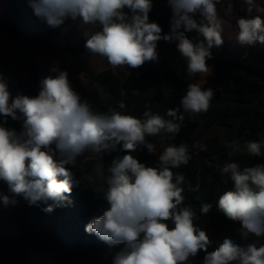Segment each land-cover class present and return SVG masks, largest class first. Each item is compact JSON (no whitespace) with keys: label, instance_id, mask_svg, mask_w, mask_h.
I'll use <instances>...</instances> for the list:
<instances>
[{"label":"clouds","instance_id":"clouds-1","mask_svg":"<svg viewBox=\"0 0 264 264\" xmlns=\"http://www.w3.org/2000/svg\"><path fill=\"white\" fill-rule=\"evenodd\" d=\"M34 14L52 28L66 19L76 22L85 37V49L92 57L107 61L113 75L117 69H137L146 62H158V42H177L176 47L186 61L190 82L180 106L153 112L148 104L141 117L125 114L116 108L97 111L74 90L69 74L54 61L34 96L11 97L8 82L0 73V180L7 183L12 196L0 193L4 207L16 205L23 196L30 205L44 203L42 211L72 204L74 187L80 180L66 165H76L77 158L89 153L88 159H101L103 154L123 152L107 167L95 165L104 181L102 191L107 202L103 214L85 225V232L95 234L115 252L112 264H197L200 250L206 255L199 264H264V243L248 242L250 237L264 238V164L244 166L226 162L218 167L227 175L232 188L219 195L217 208L230 221L240 224L239 234L245 243L224 238L214 251L207 231L197 223L212 208L204 203L199 214L183 195L185 175L174 172L192 159L187 143L162 145L155 167L140 162L133 153L146 148L156 154V145L148 137L175 140L189 118L207 113L214 98L212 88L202 87V78L210 73L208 60L212 49L224 44V15L235 19L230 39L240 47L264 45V20L232 16V0H167L172 11L170 32L162 35V27L150 22L153 0H27ZM253 10L264 13L257 0H243ZM199 13L200 19L194 17ZM183 29V30H181ZM196 31L203 40L194 43L186 32ZM200 77L201 79H196ZM123 94V93H122ZM126 108L123 101L119 109ZM182 109V111H181ZM22 131L8 127L7 118L19 119ZM167 117V118H166ZM229 156L247 154L264 156V139L224 142ZM228 181H225L227 183ZM193 191L199 190V185ZM51 201V203H48Z\"/></svg>","mask_w":264,"mask_h":264},{"label":"trees","instance_id":"trees-1","mask_svg":"<svg viewBox=\"0 0 264 264\" xmlns=\"http://www.w3.org/2000/svg\"><path fill=\"white\" fill-rule=\"evenodd\" d=\"M233 12L243 18L256 17L244 16L235 4ZM194 18L199 21L198 14ZM149 20L157 22L162 29L170 32V6L153 7ZM64 26L65 23L56 28L48 26L41 29L31 24L21 0H3L0 6L1 33H10L37 50L70 55L78 61L80 70L89 83H97L103 88L106 97L96 101L97 111L113 107L125 114L142 118L146 110L145 104L161 115H166L169 108L180 106L187 88L178 73L184 71H173L170 74L172 84L177 88H184L179 92L151 95L137 93L142 81L135 72L127 75L125 71L117 69L118 74L113 75L112 70L107 68L97 77L91 75L81 60L82 55L89 54L85 49V37L62 36ZM186 36L194 43L203 40L196 31L186 32ZM211 51L213 58L207 61L210 73L202 82V87L214 90L211 108L207 113L192 118L185 113L184 126L176 137H181L185 132L199 131L202 134L212 128H224L228 130L225 136L227 142L235 139L243 145L246 140L264 139V66L255 65L251 61L258 56L264 63V45L247 48L238 55L225 43L219 49L213 48ZM25 61L30 78L34 83H39L38 66L29 58H25ZM121 101L126 108L119 109ZM6 126L22 131L21 125L11 117L7 118ZM148 139L155 145L162 140L161 137ZM123 154L125 153L119 151L103 154L101 161L105 172L111 160ZM133 155L140 162L151 166V154L146 148ZM74 177L81 182L78 187L73 188L70 196L72 204L57 208L51 213L42 211L46 207L44 203L39 206L30 205L23 196L15 197L18 203L12 207V217L8 216L5 207L0 206V264H112L118 248L110 247L95 234H88L84 230L92 218L103 214L107 202L104 197L95 196L83 174L76 173ZM3 185L7 183L3 181ZM183 188L185 203L194 205L199 214L200 206L206 202L198 198L189 187ZM219 195L221 194L218 193L210 211L201 216L197 223L206 231L222 229L225 231L224 238H230L238 244L245 243L238 231L240 224L230 221L218 210ZM248 242L259 245L264 243V238L250 237ZM218 245L208 251H214ZM205 255V251L200 250L197 257L202 261Z\"/></svg>","mask_w":264,"mask_h":264},{"label":"rangeland","instance_id":"rangeland-1","mask_svg":"<svg viewBox=\"0 0 264 264\" xmlns=\"http://www.w3.org/2000/svg\"><path fill=\"white\" fill-rule=\"evenodd\" d=\"M27 16L28 20L31 24L39 26L41 29H45L48 27L45 21L38 18L31 7L29 6L27 0H21ZM262 0H257L260 3ZM160 0H155L153 7H166L168 6L167 0L163 4H159ZM3 0H0V6L2 5ZM241 3L246 7L247 5L241 1ZM62 36L70 37V38H83L81 31L78 29L76 22L72 21L71 19L65 20V26L62 31ZM245 51L243 49L241 52ZM25 58L31 59L39 68V82L48 75H55L50 71L51 67L53 66L54 61L59 62V67L61 70H66L69 74V79L71 81L72 87L76 90L80 95L82 100H87L90 102L93 107L96 100L106 97L103 88L99 84H90L88 79L84 76V74L80 70V65L78 61L71 57L68 54H50L42 50H37L34 48L29 47L27 44L21 42L18 37L10 34V33H1L0 32V73L3 74L4 78L8 82V88L11 93V97L15 98L18 94L34 96L38 94V85L39 83H34L33 80L30 78ZM81 60L87 71L90 72L91 75L97 77L102 71L107 68H110L107 64V61L100 58L95 57L92 61V57L90 54H85L81 56ZM252 63L258 66H264L263 61L260 57H253ZM139 68L131 69L128 68V72H135L137 75L140 76L138 72ZM179 76L181 77V82L183 83L184 87L187 88L188 84L192 81L189 80L187 77V72H179ZM205 77L202 78V81ZM196 79H201L200 77H196ZM184 88L178 89L176 87L171 86L166 80L164 81H157V80H145L139 85V89L137 93L142 94H151L157 92H179ZM17 122L23 125V114L17 110ZM23 130V128H22ZM199 135V132H185L182 134V138L189 140L192 139L194 136ZM182 142V141H181ZM179 140H165L159 143L156 148V154H152V158L154 161L158 160L159 153L163 150L162 145L166 146L168 143H175L179 145L181 143ZM200 144L198 143L194 145L196 147V151L199 153L204 150V145H201L202 140H199ZM264 149H262L263 151ZM89 153H85L84 155L77 158L76 165H66L73 172V174L81 173L86 178V181L93 191L96 197L100 198L103 197L102 191L106 188L103 180L97 175V171L95 165L101 163V159H88ZM0 193L4 195L12 196L10 193L8 185H3V180H0ZM0 206L4 207L2 203ZM12 205H9L6 208V213L9 217H12ZM197 264L201 261L197 256L194 258Z\"/></svg>","mask_w":264,"mask_h":264},{"label":"crops","instance_id":"crops-1","mask_svg":"<svg viewBox=\"0 0 264 264\" xmlns=\"http://www.w3.org/2000/svg\"><path fill=\"white\" fill-rule=\"evenodd\" d=\"M154 1L155 0H153V5ZM241 1L242 0H232V5L235 4L238 11L241 12L244 16L249 17L251 15H259L261 19L264 20V13H259L255 10L249 13L246 7L241 3ZM164 2L165 0H160L159 4H163ZM260 5L261 7H264V0L260 2ZM226 6V3L223 7H221L220 5L217 6L218 12L222 19L228 22L225 24V32L223 36L224 43L230 47L231 51L235 55H238L244 48L240 47L230 39V37L233 35V29H231L228 24L231 23L235 25L236 21L235 19L231 20L229 16L224 15V9L226 8ZM197 14L199 16V20L202 19L199 13ZM232 16L237 18L240 17L233 11ZM168 33L169 32L162 29V35ZM176 43L177 42L175 41L167 42L164 40L158 42V62H146L143 66L139 67L138 72L140 73V76L136 74L142 82L150 79L157 81L166 80L171 86L175 87L170 81L171 72L186 71L187 66L186 61L181 57L180 53L177 50ZM151 94H159V92ZM197 132L199 131H196L195 133ZM226 134H228V130L224 128H212L202 134H200L199 132V135H196L189 140L182 138V136L175 138V140H179L180 142L182 141L188 144L190 152L192 154V159L187 166H181L179 169H173V171L180 172L185 175L186 180L182 187L195 189L196 186L199 185V190L194 192L196 193L198 198L211 205L213 204L218 193L222 194L224 191L230 190L233 186L232 181L229 180V177L227 175L223 177L221 176L220 172H218V167H222L224 163L231 161L238 162L241 167L253 166L257 163L264 164L263 156L251 157L247 154L239 153L229 156V150H227L224 146ZM165 140L167 139H162L159 143ZM199 140H202L201 145H205L204 150L202 149V151L198 153L196 151L197 148L194 147V145H196L197 143L199 145ZM150 163L151 167H155L157 164V161L153 160L152 154ZM225 181L228 182L225 183ZM207 234L212 241L207 250H211L214 246L222 243L225 237V231L222 229L210 230L207 231Z\"/></svg>","mask_w":264,"mask_h":264}]
</instances>
